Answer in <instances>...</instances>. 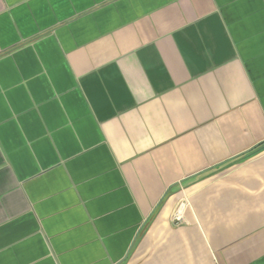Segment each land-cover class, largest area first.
<instances>
[{
  "label": "crops",
  "instance_id": "obj_1",
  "mask_svg": "<svg viewBox=\"0 0 264 264\" xmlns=\"http://www.w3.org/2000/svg\"><path fill=\"white\" fill-rule=\"evenodd\" d=\"M0 264H264V0H0Z\"/></svg>",
  "mask_w": 264,
  "mask_h": 264
},
{
  "label": "built area",
  "instance_id": "obj_2",
  "mask_svg": "<svg viewBox=\"0 0 264 264\" xmlns=\"http://www.w3.org/2000/svg\"><path fill=\"white\" fill-rule=\"evenodd\" d=\"M181 210L182 207L177 211L176 215L174 216V221L179 222L181 220Z\"/></svg>",
  "mask_w": 264,
  "mask_h": 264
}]
</instances>
